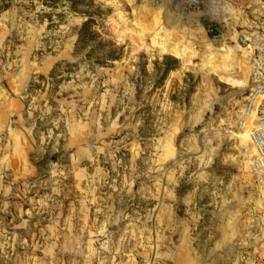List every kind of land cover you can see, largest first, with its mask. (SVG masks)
<instances>
[{"label": "rangeland", "instance_id": "rangeland-1", "mask_svg": "<svg viewBox=\"0 0 264 264\" xmlns=\"http://www.w3.org/2000/svg\"><path fill=\"white\" fill-rule=\"evenodd\" d=\"M184 1L0 0V264H264L232 39L264 0Z\"/></svg>", "mask_w": 264, "mask_h": 264}, {"label": "built area", "instance_id": "built-area-1", "mask_svg": "<svg viewBox=\"0 0 264 264\" xmlns=\"http://www.w3.org/2000/svg\"><path fill=\"white\" fill-rule=\"evenodd\" d=\"M184 4L195 14L205 15L200 0H185ZM218 19L211 20L206 29L215 38L224 37V33L218 31V27L222 28L223 20ZM232 39L244 51L248 61V90L235 128L239 132L246 130L247 144L252 150L251 180L264 199V30H240ZM242 117L248 118L247 124Z\"/></svg>", "mask_w": 264, "mask_h": 264}, {"label": "bare ground", "instance_id": "bare-ground-1", "mask_svg": "<svg viewBox=\"0 0 264 264\" xmlns=\"http://www.w3.org/2000/svg\"><path fill=\"white\" fill-rule=\"evenodd\" d=\"M210 13L219 19L224 18L225 9L223 8L222 3H213L212 8L210 9Z\"/></svg>", "mask_w": 264, "mask_h": 264}, {"label": "trees", "instance_id": "trees-1", "mask_svg": "<svg viewBox=\"0 0 264 264\" xmlns=\"http://www.w3.org/2000/svg\"><path fill=\"white\" fill-rule=\"evenodd\" d=\"M90 23L91 21L88 19L82 24V26L78 31V39H83V37H85V35L88 34V27L90 26ZM172 69H173L172 67H167L164 72H168Z\"/></svg>", "mask_w": 264, "mask_h": 264}, {"label": "crops", "instance_id": "crops-1", "mask_svg": "<svg viewBox=\"0 0 264 264\" xmlns=\"http://www.w3.org/2000/svg\"><path fill=\"white\" fill-rule=\"evenodd\" d=\"M246 56V55H245Z\"/></svg>", "mask_w": 264, "mask_h": 264}]
</instances>
